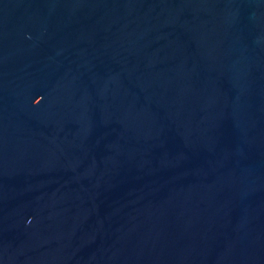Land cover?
<instances>
[{
    "label": "water",
    "instance_id": "water-1",
    "mask_svg": "<svg viewBox=\"0 0 264 264\" xmlns=\"http://www.w3.org/2000/svg\"><path fill=\"white\" fill-rule=\"evenodd\" d=\"M0 264H264V0H0Z\"/></svg>",
    "mask_w": 264,
    "mask_h": 264
},
{
    "label": "clouds",
    "instance_id": "clouds-1",
    "mask_svg": "<svg viewBox=\"0 0 264 264\" xmlns=\"http://www.w3.org/2000/svg\"><path fill=\"white\" fill-rule=\"evenodd\" d=\"M29 223H31V222H29Z\"/></svg>",
    "mask_w": 264,
    "mask_h": 264
}]
</instances>
